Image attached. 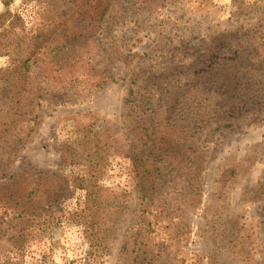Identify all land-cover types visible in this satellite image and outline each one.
<instances>
[{
  "label": "trees",
  "instance_id": "1",
  "mask_svg": "<svg viewBox=\"0 0 264 264\" xmlns=\"http://www.w3.org/2000/svg\"><path fill=\"white\" fill-rule=\"evenodd\" d=\"M0 1L6 9L0 16L4 23L0 32V56H17L19 59L20 55L17 54L29 39L24 20L11 11V6L19 0ZM74 2L76 4L69 3V6H78L76 14L70 17L64 8L57 16V26L65 23L60 32L70 34L71 30L67 29L75 28V37L65 36V40H59L57 44L43 37L44 44L21 68L16 71L0 69V205L15 214L6 222L10 224L8 231H13L17 220L21 221L19 224L23 226L17 232L19 238L16 239V243H19L24 241L25 232L35 225L40 211L49 206L51 208L59 199L70 198L77 190L83 191L85 209L76 212L75 217L77 225L84 228L94 255L114 247L119 238V224L125 221L129 212L126 197L131 196L126 192L118 194L102 184L107 174L108 160L116 154L118 147L114 142L115 133L108 129L107 123L100 125L87 115L88 120L83 116L78 120L77 141L62 148V161L66 166H71L69 174H65L60 167L52 170L35 167L20 176H8L7 168L16 162L21 150L35 137L39 122L45 117L40 109L56 106L57 96L50 99L54 94H70L74 80L67 77L68 71L73 68H70L69 62L73 65L81 58L83 64L90 67L89 70L99 72L101 78L107 75L105 81L110 83L103 84L102 80L90 82L88 88L91 91H102L117 83V79L110 75L112 72L99 61V56L104 57L108 48L107 44H99L108 24L115 28L118 26L116 20L122 22L128 12L129 16L142 15L146 8L153 14L159 13L166 1L128 0L129 7H121L120 1L113 0L104 12L111 11L115 15L114 22H108L104 15L93 18L83 16L82 11L93 0ZM240 5L237 11L240 20L260 19L257 26H252L246 33L252 38L250 41H246L239 32L226 33L224 38H220L221 33L201 53L197 66H192L187 73L183 72L185 66H178L180 69L175 68L158 78H152L150 82L156 88H148L147 92L143 84L137 86V74L133 75L135 80L130 81L132 86L125 98V106L135 105L138 120L128 122L127 131L129 136L137 133L135 137L140 146L133 163L136 191L141 193L143 219L136 222L137 227H133L131 234L125 238L122 248L126 244L128 250L125 249V254H128V258L119 260L118 264H169L162 262L158 256L170 254L173 242L175 247L178 246L177 237L182 235L184 218L179 221V215L186 212L185 207L194 208L199 203V175L205 155L199 151L201 145H197V140L210 134L208 130L212 124L233 128L239 122L247 125V121L264 115V8L252 2H242ZM137 6L139 11L131 10ZM90 27H94V34L84 36L83 33ZM242 39L246 43H242ZM48 50H52V55L42 59L40 53ZM120 57L118 61L127 62L124 55ZM20 64L16 62V67ZM36 65L38 67L32 70ZM195 67L204 70L200 74L192 73ZM6 73L8 76H4ZM22 73L25 74L22 84L11 82ZM185 79L188 80L184 83ZM217 130L219 128L213 131ZM172 172H185L181 175L185 178L183 188L175 187L177 183ZM245 173L247 169L243 164L230 161V165L223 170L221 182L224 186L228 182H236L239 175ZM60 187L63 189L60 190ZM263 189L264 183L258 194ZM221 196L226 199L228 194L220 195L218 201ZM121 197L123 199L118 201L117 198L120 200ZM152 203L155 207H152ZM217 204L221 213L219 232L227 233L226 245L229 246L228 238L235 237L236 231L245 229V225L241 223L242 217L229 214V208L221 211V206ZM152 210L161 211V228L153 223L158 218L150 215ZM141 230L143 234H140ZM4 232L1 226L0 233ZM18 243L4 257L6 264H22L16 259L12 260L13 255H22L23 248ZM124 251L120 250V254ZM4 252L6 250L2 245L0 256L6 254Z\"/></svg>",
  "mask_w": 264,
  "mask_h": 264
},
{
  "label": "rangeland",
  "instance_id": "2",
  "mask_svg": "<svg viewBox=\"0 0 264 264\" xmlns=\"http://www.w3.org/2000/svg\"><path fill=\"white\" fill-rule=\"evenodd\" d=\"M74 1L15 2L11 6V11L24 20L29 39L24 49L17 54L20 55L19 59L17 56H0V69L16 71L21 68L23 63L44 44L43 37L52 39L55 41L54 44L59 40H65V36L75 37V28L67 29L71 30L70 34L60 32L65 23L57 26L59 24L57 16L64 8L70 17L76 14L78 6H69V3H75ZM112 1L93 0L87 9L82 11L83 16L93 18L104 15L108 22H114L115 15L111 11L104 12ZM118 1L121 7L125 5L129 7L128 0ZM165 1V7L159 13H151L145 5L146 9L142 15L129 16L128 12V15L123 16L122 22L116 20L117 27L113 28L110 23L108 24L106 32L102 35L104 38L99 41V44H107L108 48L104 57L99 56V61L112 72L110 75L117 79V83H112L102 91H91L88 88L90 82L102 80L103 84L110 83L105 81L107 75L101 78V74L89 70L90 67L83 64L81 58L76 60L78 63L73 62V65L69 62L68 65L73 68L68 69L67 77H73L74 80L70 94H54L50 99H56L57 96L56 106L51 109L46 107L40 109L45 117L39 122L35 137L21 150L16 162L7 168L8 176H20L26 170L35 167L39 170L60 167L65 174H69L71 166H66L62 161V148L77 141L78 120L82 119V116L88 120L87 115L100 125L107 123L108 129L111 128L115 133L114 142L118 147L116 154L108 160L107 174L102 184L118 194L126 192L131 195L126 197L129 212L125 221L122 220L119 224V238L115 241L114 247L93 255L94 250L90 246L87 234L82 226L77 225L75 217L76 212L85 209L86 203L85 193L77 190L70 198L59 199L53 203L51 208L49 206L42 211L38 210L40 212L37 213L41 215L36 219L35 225L25 232L24 241L17 242L23 248L22 255H13V261L16 259L22 264H118L119 260L128 258V254H125L128 250L126 244L122 248L123 242H126L125 238L131 234L133 227H137L136 222L143 219L141 193L136 191V169L133 163L140 146L135 137L137 133L133 131L134 133L129 136L127 131V123H132L133 119L138 118L134 104L125 106V98L132 86L130 81L135 80L133 75H138L137 86L143 84L144 91L147 92L148 88H156L153 82H150L152 78H158L179 68L178 66H185L183 68L185 73L192 66H197L201 53L210 45L212 39L219 37L221 33L223 35L220 38H224L226 33L239 32L246 41H250L252 38L246 33L252 26L256 27L260 19L240 20L237 11L242 2H252L253 5L264 8V0ZM137 8L138 6L131 10H138ZM5 11L0 1V16ZM3 28L4 23L0 20V32ZM92 34L94 27L83 33L84 36ZM223 43L224 41L219 46ZM242 43L246 42L242 39ZM53 47L56 48V45ZM48 51L40 53L42 59L52 55L50 54L52 50ZM122 55L127 59L126 63L118 61ZM16 62L21 63L18 68ZM37 67L38 65L32 70ZM203 70L204 68L195 67L192 73L200 74ZM24 75L22 73L11 82H16V85L22 84ZM4 76H8V73ZM185 80L184 83L188 79ZM245 124L247 125L239 122L233 128H225L224 124H212L208 130L210 134L197 140V145H201L199 151L205 155L203 169L199 175V203L194 208L185 207L186 212L179 215V221L184 217L180 233L182 235L177 237L178 246L175 247L174 242L171 244L173 248L170 254L158 256L162 262L264 264V189L258 194L261 184L264 183V115L257 116ZM215 128L219 130L213 131ZM230 161L234 164H243L247 173L239 175L236 182H228L224 186L221 177ZM184 173L172 172L177 183L175 187H184L182 182L185 178L181 177ZM226 194H228L226 199L221 196L218 201L220 195ZM256 198L258 201H255ZM122 199L123 197L120 200L117 198L118 201ZM214 201L219 203L221 211L229 208V214L242 217L241 223L245 225V229L236 231L235 237L228 238L229 246L226 245L227 233L219 232L221 213ZM154 205L152 207H155ZM152 211L150 215H156L158 218L157 221L154 219L153 223L161 228L163 226L161 211ZM14 216L12 210L6 211L3 205H0V227H4L5 230L3 234L0 233V246L3 245L6 250L4 252L6 254L0 256L1 264H6L4 257L17 244L16 239L19 238L17 232L23 226L19 224L21 221L17 220L13 231H8L10 224L6 222ZM152 216L150 218L153 219ZM143 233L141 230L140 234ZM155 234L153 233V236L157 237ZM161 234L165 236V233ZM120 250L125 251L120 254Z\"/></svg>",
  "mask_w": 264,
  "mask_h": 264
}]
</instances>
